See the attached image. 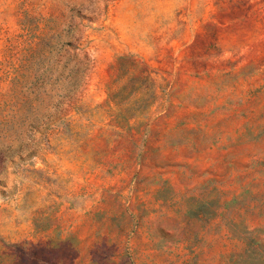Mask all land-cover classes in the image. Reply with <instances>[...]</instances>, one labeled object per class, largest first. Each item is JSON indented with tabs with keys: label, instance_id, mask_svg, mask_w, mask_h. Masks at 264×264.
<instances>
[{
	"label": "rangeland",
	"instance_id": "rangeland-1",
	"mask_svg": "<svg viewBox=\"0 0 264 264\" xmlns=\"http://www.w3.org/2000/svg\"><path fill=\"white\" fill-rule=\"evenodd\" d=\"M0 264H264V0H0Z\"/></svg>",
	"mask_w": 264,
	"mask_h": 264
}]
</instances>
